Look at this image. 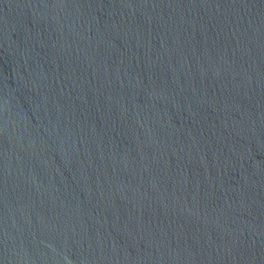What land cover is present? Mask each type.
<instances>
[{"label": "water", "instance_id": "water-1", "mask_svg": "<svg viewBox=\"0 0 264 264\" xmlns=\"http://www.w3.org/2000/svg\"><path fill=\"white\" fill-rule=\"evenodd\" d=\"M0 264H264V0H0Z\"/></svg>", "mask_w": 264, "mask_h": 264}]
</instances>
